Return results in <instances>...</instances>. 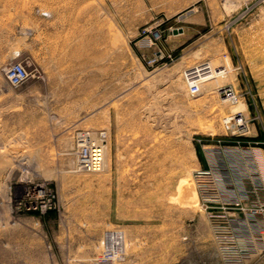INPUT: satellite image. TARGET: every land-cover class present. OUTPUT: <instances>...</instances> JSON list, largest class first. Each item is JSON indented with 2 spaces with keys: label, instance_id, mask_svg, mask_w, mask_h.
Wrapping results in <instances>:
<instances>
[{
  "label": "rangeland",
  "instance_id": "obj_1",
  "mask_svg": "<svg viewBox=\"0 0 264 264\" xmlns=\"http://www.w3.org/2000/svg\"><path fill=\"white\" fill-rule=\"evenodd\" d=\"M263 152L264 0H0V264H264Z\"/></svg>",
  "mask_w": 264,
  "mask_h": 264
},
{
  "label": "built area",
  "instance_id": "obj_2",
  "mask_svg": "<svg viewBox=\"0 0 264 264\" xmlns=\"http://www.w3.org/2000/svg\"><path fill=\"white\" fill-rule=\"evenodd\" d=\"M226 70L222 67H214L208 62H202L193 68H190L185 73V78L187 81L188 90L192 94H197L200 92V87L204 82L217 78L219 76H223ZM4 74L7 80L13 86H19L25 83L31 76V72L22 62H14L7 65L4 68ZM220 94L228 99L235 100L234 90L230 86H224L220 89ZM231 118L227 121L231 120L236 122L238 125L242 123V118L238 115L230 116ZM106 132H92L90 130H84L77 133L75 137V147L73 150V154L75 157V163L80 170L84 171H99L103 168L104 159H105V142H106ZM234 175L236 170V165L233 167ZM218 170L215 168H211L210 170H198L199 176L207 177L211 174H216ZM231 171V168L230 170ZM233 173V171H232ZM229 174V172H228ZM229 176V175H228ZM234 178V177H233ZM222 179V178H221ZM228 182H233V179L228 178ZM233 189V186H231ZM235 187V186H234ZM233 196L231 202H229L231 208V220L236 223L238 218L237 210H246L249 209L246 206H243L242 202L239 204L236 202V192L235 188L232 190ZM249 210H252L249 209ZM244 213V212H243ZM252 214V211L251 213Z\"/></svg>",
  "mask_w": 264,
  "mask_h": 264
},
{
  "label": "crops",
  "instance_id": "obj_3",
  "mask_svg": "<svg viewBox=\"0 0 264 264\" xmlns=\"http://www.w3.org/2000/svg\"><path fill=\"white\" fill-rule=\"evenodd\" d=\"M263 154H264V152H263ZM233 181H234V183H236V180H235V175H234V178H233ZM251 204V203H250ZM247 205H249V203L248 202H246V206ZM241 215V214H240Z\"/></svg>",
  "mask_w": 264,
  "mask_h": 264
},
{
  "label": "bare ground",
  "instance_id": "obj_4",
  "mask_svg": "<svg viewBox=\"0 0 264 264\" xmlns=\"http://www.w3.org/2000/svg\"><path fill=\"white\" fill-rule=\"evenodd\" d=\"M230 118H231V117H227V120H226V121H228Z\"/></svg>",
  "mask_w": 264,
  "mask_h": 264
},
{
  "label": "water",
  "instance_id": "obj_5",
  "mask_svg": "<svg viewBox=\"0 0 264 264\" xmlns=\"http://www.w3.org/2000/svg\"><path fill=\"white\" fill-rule=\"evenodd\" d=\"M175 32L178 31V30H174Z\"/></svg>",
  "mask_w": 264,
  "mask_h": 264
}]
</instances>
